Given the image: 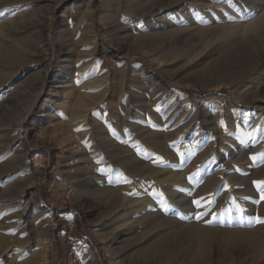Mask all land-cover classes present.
I'll return each mask as SVG.
<instances>
[{"label":"rangeland","instance_id":"374dc122","mask_svg":"<svg viewBox=\"0 0 264 264\" xmlns=\"http://www.w3.org/2000/svg\"><path fill=\"white\" fill-rule=\"evenodd\" d=\"M137 2L147 6L144 15L131 16L123 0H0V167L9 168L0 171V264H264L253 243L264 237V32L255 41L244 37L261 25L264 0ZM150 13L158 16L153 54L133 44L134 24ZM189 13L198 23V13L211 16L207 37L180 30ZM77 60L91 64L89 85L76 94L97 96L87 107L69 94L66 74ZM140 67L142 82L132 75ZM212 76L235 82L214 87L206 84ZM156 81L182 97L169 110L148 108ZM174 109L185 125L169 136L122 135L131 125L159 127L156 116ZM157 142L176 157L157 166L182 181L153 187L147 179L151 197L162 201L168 188L179 190L182 204L199 209L192 223L220 227L229 242L206 232L205 251L193 255L192 234L176 226L136 242L116 223L123 209L100 200L95 179L76 171L88 159L110 163L126 147L123 163L137 171L162 154ZM209 144L212 151L199 158ZM137 177L121 181L131 186Z\"/></svg>","mask_w":264,"mask_h":264},{"label":"bare ground","instance_id":"6f19581e","mask_svg":"<svg viewBox=\"0 0 264 264\" xmlns=\"http://www.w3.org/2000/svg\"><path fill=\"white\" fill-rule=\"evenodd\" d=\"M113 1L116 3L117 6L120 5L119 0H113ZM123 2L125 3V5H124L125 10L126 9L129 10L128 13H130L131 16L132 15L134 16L137 14L144 15V13L146 12V10L143 7H147V6L146 5H143V6L139 5L137 0H123ZM249 9H250V6H249V8L244 9L242 12H245ZM83 13H85V12H83ZM88 14H89V11H88ZM196 15H197V13H196ZM157 17L158 16H156L155 14L150 13V15L147 18V21L144 22V24H142V23H140V24L138 23L136 25L134 24V27L132 28V30L135 31L136 34L134 35V38H133V44H134V47L136 48V50L141 51V50L146 49L151 54L156 52V50L154 49V42L152 41L153 39H151V37L155 36V34H156L155 32H156V27H157L156 26ZM198 19H199L200 23L195 22V20L193 19L192 15H190V13L187 14L182 20V29H180V30L187 32L190 36H193V38L203 39L204 37H207L208 36L207 32L210 29L204 28L203 24L205 21L212 22V18L208 14L203 15V14L198 13ZM127 20H130V19H127ZM160 21H161V19H160ZM49 23H50L49 20H47L44 23V28H47L49 26ZM143 26L146 28H142ZM130 30H131V28H130ZM263 32H264V15L261 18V25H259L257 27L250 28L249 31L247 32V34H244V37H248V39L255 41L258 39V37H260V34ZM223 34L224 33H221V36ZM207 43H208L207 46L212 45L211 38L207 39ZM201 56H204V54H202ZM261 59H262V61H261L262 62L261 65H262V64H264V54H263ZM90 67H91V64L86 63L84 60H77L75 66H73L69 72L67 71L68 73L66 75H67V78H70V83H71L69 88H68L69 94L71 96L76 95L78 89L85 88L89 85L87 80H86L87 79L86 76L91 73ZM122 73L123 72H122L121 68H119L116 76L122 77L121 76ZM132 73H133L132 75L135 76V77L134 76L133 77L138 79L139 81L142 82L144 80V78L141 76L145 73L144 67H140L138 69L135 68L134 70L132 69ZM57 75H59L58 69L55 70V72H54V78H56ZM234 82H235L234 78H227V77H220V76L219 77L212 76V77L207 78V80H206V84L212 85V86L218 87V88L223 87V86H227V85L232 84ZM153 85L154 86H152L151 88L150 87L148 88V89H150L149 90L150 91V95H149L150 96V103H149L148 108L150 107V105L157 106L159 108V110H162L166 105H167V109L172 108L174 106L173 105L174 102H177L176 101L177 99H179V100L182 99V97L180 95H178L176 92L170 93V90L166 89V87L163 84H161L160 82L156 81L153 83ZM92 87H94V86H92ZM107 89L108 88H106V90H104L106 93H107ZM76 96H77L78 103L79 104H85L86 107L90 104L88 102H95L98 99V98H96L97 96L95 97L93 95L92 96H90V95L80 96L78 94ZM104 97H105V94L103 95V97H101L99 99L103 100ZM35 100H36V95H34L32 102H35ZM183 103L186 104L188 102L184 100ZM177 107H179V106H177ZM178 110H182V109L180 108ZM185 110L186 109H183L182 111H185ZM86 111H87V113H89L88 109H86ZM153 112L154 111H152L151 113H153ZM176 112H177V109H174L173 111H171L170 114H166V110H164V112L161 113V115H157L156 120L155 119L154 120L156 121V124L159 125V127L152 128V126H151V128H150V126L145 127V126H142L139 124L138 125L137 124L131 125L129 128L126 127L127 129L122 131V135L124 136L125 134H128L130 132H133L134 134L136 133V135L140 134V135H145V136L159 134V133H164L166 135L174 133L185 125L184 123H183L184 125L182 123H180L179 118H181V116L180 117L176 116L175 115ZM165 124H169V126L167 127ZM173 127L175 129L170 130ZM255 128H256V130H254V134L256 135L260 129H259V126H256ZM140 138H143V137L141 136ZM151 139H152V137H150V140ZM166 139L167 138H165V140ZM157 145H158L157 152H161L162 154L154 155L151 157V160L141 162L140 163L141 165L138 167L139 169L137 168L138 169L137 171L130 169L131 167L130 168L126 167V165L123 163V162H125L124 161L125 159L122 157V154L129 153L131 151V148H129V147H126L127 149L123 150V151L117 150L114 153V158L110 161V163H108L106 160H103V159L97 160V161L92 160V159L91 160L88 159V161L86 163H88L89 166H85V164H84L85 162H84L82 165H79V167L77 168L76 171H78L81 174H84L85 176H91L95 179V181L97 182L96 183L97 188L94 191L97 193L100 200H102L105 203H108V202L114 203V204L118 205L117 207L123 209L122 211H124V213L118 215V217L116 219V223H117L119 229H122L124 231L131 230L134 233L132 238L136 242L148 240L150 237H146V236L151 235V234L155 235L156 238L159 237V235H158V234H160L159 230L161 228L167 227V226L168 227L169 226L183 227V228H186L190 231V233L192 234L191 243L194 246L193 247V250H194L193 255L201 256L203 254V252L205 251L206 243H208L209 239L211 240V238L208 239L206 237V235H209V233H206V232H209V231L217 232L218 233L217 235H220L221 239L223 238L222 239L223 241L229 242L228 233L225 230L221 229L220 227L216 228L212 225L211 226H203L200 224L192 223L194 213L196 211H198L199 209L194 208V206H192V203H189L191 205L182 204L181 203L182 200L180 201V199H179V197L181 196V195L179 196V190H177L175 188H168L167 195L165 196L164 200H162V201L155 200L154 198L151 197V194H150L151 192H148L149 188H148L147 184L145 183V182H147V179H149L153 182V185H152L153 187L154 186H162L163 183L172 184V183H175L178 181L180 182V180H181L180 176H178L177 173L171 171L169 167H164V168L160 169V167L157 166L158 164L165 162V160H172V161L176 160V157H174L173 154L171 153V151L168 149L166 142L165 143H159V144L157 142ZM212 148H213L212 144H209L208 146H206L203 149L202 153H200L198 155V157L199 156L202 157L203 155L209 153V151H212ZM73 163L76 164L77 160H74ZM33 166L35 167V163ZM8 169H9L8 166L5 164H3L2 167H0L1 173L8 171ZM121 169L123 170L124 176H127V175L133 176V177L138 176L136 179H133L131 186H128L121 181L122 177L124 178L123 173L120 172ZM114 172H117V174L115 175ZM119 174H120V176H118ZM111 176L114 178L113 181L108 180V177H111ZM145 179H146V181H144ZM149 183H150V181H149ZM181 184H183V183H181ZM187 186H189V185L187 184ZM150 190H152V189H150ZM131 191H136L139 193V195L136 194L137 196H133V194H130ZM94 197H95V195H94ZM190 202H192V200ZM202 202H203V200H202ZM200 212H201V210H200ZM205 215H208V214H205ZM201 216H202V218L204 217L203 215H201ZM201 216H198V217H201ZM133 217H136V218L134 219ZM195 221H196V219H195ZM199 221H197V222H199ZM185 222H187L189 224H184ZM143 225L148 226L146 231H143L144 229L142 230ZM210 236H211V234H210ZM259 237H256L253 243H254V246H256V249L261 254H264V237H261V238H259ZM115 238L116 237L113 236L112 238H110V241L115 240ZM45 241H46L45 237L39 238L36 241V245L40 246V248H39L40 255L41 254L43 255L44 250L42 249V247L44 246L43 244L45 243ZM40 263L41 262H38L37 264H40Z\"/></svg>","mask_w":264,"mask_h":264},{"label":"snow or ice","instance_id":"6c2138e0","mask_svg":"<svg viewBox=\"0 0 264 264\" xmlns=\"http://www.w3.org/2000/svg\"><path fill=\"white\" fill-rule=\"evenodd\" d=\"M197 203H199V201H197ZM259 222H262V223H264V221H259Z\"/></svg>","mask_w":264,"mask_h":264}]
</instances>
